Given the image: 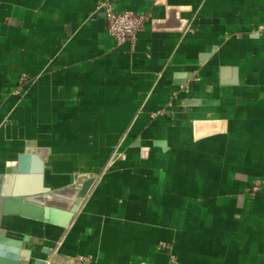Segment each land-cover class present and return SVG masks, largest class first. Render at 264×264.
I'll list each match as a JSON object with an SVG mask.
<instances>
[{
	"label": "crops",
	"instance_id": "1",
	"mask_svg": "<svg viewBox=\"0 0 264 264\" xmlns=\"http://www.w3.org/2000/svg\"><path fill=\"white\" fill-rule=\"evenodd\" d=\"M104 1L0 0V174L29 143L44 187L93 179L65 227H0L27 263L264 264V0H111L148 17L133 47Z\"/></svg>",
	"mask_w": 264,
	"mask_h": 264
},
{
	"label": "water",
	"instance_id": "2",
	"mask_svg": "<svg viewBox=\"0 0 264 264\" xmlns=\"http://www.w3.org/2000/svg\"><path fill=\"white\" fill-rule=\"evenodd\" d=\"M181 10L166 9L167 22L174 21L176 26L173 30L176 31H181L185 24L177 18ZM199 104L190 102V105ZM215 124L193 122L194 138L219 132ZM47 153V149H34L28 143L15 161L6 164L4 172L0 174V221L3 216H18L65 227L76 213L93 179L84 180L79 188L68 185L57 189L44 187L43 164ZM21 241H26V237L13 239L0 227V264H45L43 260L27 263L30 252L19 248Z\"/></svg>",
	"mask_w": 264,
	"mask_h": 264
},
{
	"label": "built area",
	"instance_id": "3",
	"mask_svg": "<svg viewBox=\"0 0 264 264\" xmlns=\"http://www.w3.org/2000/svg\"><path fill=\"white\" fill-rule=\"evenodd\" d=\"M94 9L102 15L106 32L117 45L128 43L133 47L138 33L142 31L148 20L145 14H136L127 10L114 11L111 0L99 3ZM14 95H18V93L15 92ZM260 186L259 181H252L248 195H256Z\"/></svg>",
	"mask_w": 264,
	"mask_h": 264
}]
</instances>
